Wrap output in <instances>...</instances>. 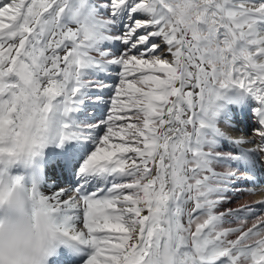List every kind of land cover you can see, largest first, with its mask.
Instances as JSON below:
<instances>
[{
  "label": "snow or ice",
  "instance_id": "6c2138e0",
  "mask_svg": "<svg viewBox=\"0 0 264 264\" xmlns=\"http://www.w3.org/2000/svg\"><path fill=\"white\" fill-rule=\"evenodd\" d=\"M262 154L264 0H0V184L75 231L54 259L264 264V200L223 208Z\"/></svg>",
  "mask_w": 264,
  "mask_h": 264
},
{
  "label": "clouds",
  "instance_id": "9594fccd",
  "mask_svg": "<svg viewBox=\"0 0 264 264\" xmlns=\"http://www.w3.org/2000/svg\"><path fill=\"white\" fill-rule=\"evenodd\" d=\"M0 264H52L61 250L79 254L75 231L33 195L24 183L0 184Z\"/></svg>",
  "mask_w": 264,
  "mask_h": 264
},
{
  "label": "bare ground",
  "instance_id": "6f19581e",
  "mask_svg": "<svg viewBox=\"0 0 264 264\" xmlns=\"http://www.w3.org/2000/svg\"><path fill=\"white\" fill-rule=\"evenodd\" d=\"M7 22V21H6ZM171 59V57H168ZM115 71L112 73L113 76H115ZM110 85L118 83V80H109L107 81ZM111 89H106L104 91V99L109 100L111 95H112ZM107 107H110L107 106ZM107 107L102 108L100 111H93L90 109L89 111L92 113V115L95 116L96 119L103 118L106 115L107 112ZM255 117H253L254 119ZM221 123H219V127H221L227 134H229L233 139H238V138H246V139H254L256 143H259V138L255 136L254 132L249 129V119H248V114L246 115L244 112H240L239 110L233 108L231 109V116L227 119L224 118V123H222L223 120H220ZM254 122H256L254 120ZM254 122H253V127H254ZM229 144L225 143L223 144L221 150L222 151H232V146L228 147ZM244 148H252L255 145L254 144H243L241 145ZM235 145H233V148L235 149ZM264 159V154H262ZM220 170V169H218ZM22 171V170H16L14 173ZM75 185V178L69 174L67 177H62L60 181V186L65 187V188H72ZM245 185V186H244ZM239 192H234L232 193L229 202H227L223 208H236L241 205L245 204H251L255 203L260 200H264V171L261 173H258L256 183H252V185H249L247 183L239 184ZM245 190L243 192V197L240 196L241 191ZM43 191L45 193H50L51 192V184L47 185L46 187L43 188ZM221 208L220 210H223Z\"/></svg>",
  "mask_w": 264,
  "mask_h": 264
},
{
  "label": "rangeland",
  "instance_id": "374dc122",
  "mask_svg": "<svg viewBox=\"0 0 264 264\" xmlns=\"http://www.w3.org/2000/svg\"><path fill=\"white\" fill-rule=\"evenodd\" d=\"M253 106H255V105H253ZM247 114H248V119H249V122H250L249 129H251V131H253V129H255L257 127L256 122H254L255 118L253 119L254 116L252 115L251 112H248ZM221 120H223L222 123H224V118L223 117L221 118ZM253 122H254V127L252 126L253 125ZM219 123H221V121ZM231 146H232V151H233L234 150L233 145H230L229 144L228 147H231ZM262 157H263V155H262ZM243 184H246L247 185V183H242V185ZM250 184H252V183H250ZM243 192H245V190H242L241 191V194H240L241 197H243ZM251 204H255V203H251Z\"/></svg>",
  "mask_w": 264,
  "mask_h": 264
}]
</instances>
